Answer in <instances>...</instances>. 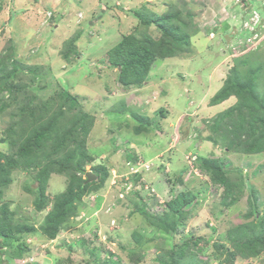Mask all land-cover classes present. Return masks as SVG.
<instances>
[{
    "label": "rangeland",
    "instance_id": "374dc122",
    "mask_svg": "<svg viewBox=\"0 0 264 264\" xmlns=\"http://www.w3.org/2000/svg\"><path fill=\"white\" fill-rule=\"evenodd\" d=\"M54 1L0 0V153L13 134L40 129L47 100L65 90L89 126L85 146L96 161L85 170L103 164L109 179L74 200L50 237L48 212L67 176L51 177L36 211L25 190L36 187L32 174L10 172L0 218L5 209L12 232L0 237V264H264V152L241 153L246 126H264V0ZM177 29L180 53L157 59L140 87L119 83L117 59L164 39L172 46ZM128 34L133 49H117ZM73 39L78 57L65 59ZM237 109L244 125L226 135ZM139 122L147 132L135 131ZM207 160L221 171L208 175ZM145 161L153 168L136 180L132 165Z\"/></svg>",
    "mask_w": 264,
    "mask_h": 264
},
{
    "label": "trees",
    "instance_id": "16d2710c",
    "mask_svg": "<svg viewBox=\"0 0 264 264\" xmlns=\"http://www.w3.org/2000/svg\"><path fill=\"white\" fill-rule=\"evenodd\" d=\"M169 25L170 24H168V26ZM180 36V30L177 29V31L171 36L173 41L172 46H170L171 44L166 45L164 39L163 43H151V46H146V48H140L139 50L137 49V52L133 51L134 53L132 52L131 55H128L126 58L124 56L121 60L117 59L114 65L120 68L118 70L119 83L121 85H126V82H130L133 85L140 87L149 74L150 66L157 59L163 61V59L173 58L180 53L179 51L183 47L182 43H179V41H181ZM133 39L134 38H132L130 34L124 35L122 41L117 45V49H120L121 46L126 47L123 45L125 43L132 45L130 49H133L135 43ZM74 42V39L70 40L68 42L69 49L63 51V57L65 59L69 54H72L74 58L78 57ZM174 45L176 47L172 48ZM138 46H140V44ZM110 51L111 50L109 49L108 52ZM113 53L117 54L119 52ZM1 58L2 55L0 54V60ZM3 83H6V81L0 83V96L3 95L5 91V85ZM226 88L228 87L225 86L213 97L211 100L212 105H217L219 102L221 103L226 99L229 92V89L226 91ZM63 91L64 93L57 95L56 100H54V98L47 100L46 104L49 105L48 110L45 107L44 110H46L45 112L48 114V117L47 119H44V122L40 125V129H30L26 127L25 132L22 130L20 133L13 134L8 138V141L11 143V148L8 150V153H0V198L2 197L3 190L9 185L10 172L15 169L30 171L36 187H26L25 190L33 195V206L36 211H40L46 207L48 198L45 192L48 181L51 177L60 174L67 176L68 181L65 193L55 198V202H53L52 208L48 212V215L51 218L46 221L45 228L50 237L55 235L58 230V225L67 219L70 213L75 211V207L72 205L74 200L81 199L84 194L91 193V190L93 189L97 190L101 188L109 179L107 176L109 175L108 171L103 164H92L94 166H92L91 171L96 176V181L85 183L86 179L82 178L86 173V164L94 163L96 157L94 154H90L85 146V140L89 134V126H86V123L84 122L85 118H83L84 116L80 117V115H78L79 111L75 110V107H80L78 99L69 94L68 91ZM238 92H241V88L238 89ZM71 111H73L74 114H71ZM237 111L236 123L229 117L226 120L230 127L224 134H229L227 132H230V128L234 129L237 126L244 125L243 122L245 117L243 118L240 116L239 109H237ZM134 117L138 121H143L141 118L139 120V117L136 115ZM217 118L218 117L214 119L216 120ZM214 119L212 121H215ZM78 121L79 124H77ZM221 122L222 124H226L224 121ZM139 123L140 124L135 128V131L137 133L140 131L147 132L149 128L146 127V125L143 126L141 122ZM215 125H209V128L213 130L216 126L219 128V125ZM78 126V130L81 132L77 134L75 133V130ZM246 129V138L241 142L244 146L241 153L247 155L264 152V126L263 128H259L258 126L249 124V127L246 126ZM258 137L261 140H259ZM221 139L227 142L225 136H222ZM211 140H213V138L208 139V141ZM231 141L229 142L230 144L228 143L229 148H232L234 145V143H232L233 141ZM256 141H258L257 144H255ZM125 158L126 161L128 160L129 162L136 161V156L131 155V153H128ZM217 164L218 161L216 160H207L205 162V172L208 173V175H212L217 171L220 172L221 170L218 169ZM133 177H135L136 180L141 178L139 175ZM135 194H138V190L135 191ZM185 202L189 203L187 197L185 198ZM3 210L4 214L0 218V237H3V239L6 240L10 237L12 231L7 229L4 225L6 219L5 214L7 211L5 209ZM180 216H182L183 221H185V214H182L181 212ZM23 228L25 227L18 226L14 228V231L23 230ZM262 235L260 233L259 240L261 242H263Z\"/></svg>",
    "mask_w": 264,
    "mask_h": 264
},
{
    "label": "clouds",
    "instance_id": "9594fccd",
    "mask_svg": "<svg viewBox=\"0 0 264 264\" xmlns=\"http://www.w3.org/2000/svg\"><path fill=\"white\" fill-rule=\"evenodd\" d=\"M78 17L80 18V17H81V14H78ZM217 93H218V92H217ZM217 93H216V94H217ZM213 106H214V105H213ZM144 164H145V162H144V163H134V164L132 165V169H131V172L133 171V175H139V176H141V173H140V172H141L142 170L145 169L146 172H149L150 169L153 168V166H152L151 168H150V166L144 167ZM137 166L141 167V168H139L138 171L135 170V168H136ZM143 167H144V168H143ZM159 167H160V166H159ZM159 167H157V170H158ZM140 169H141V170H140ZM87 172H92V171H87ZM87 172H86V173H87ZM86 173H85V174H86ZM143 174H144V172L142 173V176H143ZM142 176H141V179L143 178ZM84 178L86 179L85 175H84ZM85 181H86V180H85ZM92 182H94V181H92Z\"/></svg>",
    "mask_w": 264,
    "mask_h": 264
},
{
    "label": "crops",
    "instance_id": "0c3cea01",
    "mask_svg": "<svg viewBox=\"0 0 264 264\" xmlns=\"http://www.w3.org/2000/svg\"><path fill=\"white\" fill-rule=\"evenodd\" d=\"M62 1L63 0H56V1H54L55 3H57V6H60V5H62ZM76 3H82V4H84V0H74ZM119 0H117V2H118ZM122 1V0H121ZM125 1H130V0H123V2H125ZM54 2H52V3H54ZM119 5V4H118ZM78 14H80V13H78ZM78 16V15H77ZM82 18V14H81V17L80 18H78V20H77V22H79V20ZM145 163H151V162H149V161H145ZM160 167H162V166H160ZM160 167L158 168V170L160 169Z\"/></svg>",
    "mask_w": 264,
    "mask_h": 264
},
{
    "label": "water",
    "instance_id": "95a60500",
    "mask_svg": "<svg viewBox=\"0 0 264 264\" xmlns=\"http://www.w3.org/2000/svg\"><path fill=\"white\" fill-rule=\"evenodd\" d=\"M85 177H86L85 183H90L96 179V176L92 172H87L85 174Z\"/></svg>",
    "mask_w": 264,
    "mask_h": 264
},
{
    "label": "built area",
    "instance_id": "2783aa9c",
    "mask_svg": "<svg viewBox=\"0 0 264 264\" xmlns=\"http://www.w3.org/2000/svg\"><path fill=\"white\" fill-rule=\"evenodd\" d=\"M256 17H255V14L250 18V23H252L253 25H255L256 23ZM245 26H247V25H245Z\"/></svg>",
    "mask_w": 264,
    "mask_h": 264
}]
</instances>
